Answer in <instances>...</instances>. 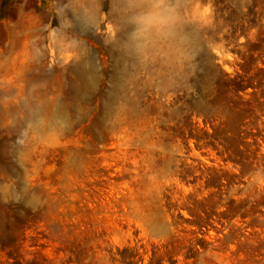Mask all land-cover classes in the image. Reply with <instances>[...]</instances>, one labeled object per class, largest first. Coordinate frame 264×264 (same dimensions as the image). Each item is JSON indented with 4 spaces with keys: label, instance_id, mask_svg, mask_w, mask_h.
Listing matches in <instances>:
<instances>
[{
    "label": "rangeland",
    "instance_id": "rangeland-1",
    "mask_svg": "<svg viewBox=\"0 0 264 264\" xmlns=\"http://www.w3.org/2000/svg\"><path fill=\"white\" fill-rule=\"evenodd\" d=\"M178 10L145 59L122 0H0V264H264V0Z\"/></svg>",
    "mask_w": 264,
    "mask_h": 264
},
{
    "label": "clouds",
    "instance_id": "clouds-1",
    "mask_svg": "<svg viewBox=\"0 0 264 264\" xmlns=\"http://www.w3.org/2000/svg\"><path fill=\"white\" fill-rule=\"evenodd\" d=\"M126 16V44L138 57L147 58L159 44L181 54L177 41L178 0H122ZM176 42V43H173Z\"/></svg>",
    "mask_w": 264,
    "mask_h": 264
},
{
    "label": "trees",
    "instance_id": "trees-1",
    "mask_svg": "<svg viewBox=\"0 0 264 264\" xmlns=\"http://www.w3.org/2000/svg\"><path fill=\"white\" fill-rule=\"evenodd\" d=\"M253 82L254 79L252 78L245 79L240 76H235L234 78L227 80L224 84L231 93L230 101L228 104L229 110L234 111L238 116V127H236V131L231 136V138H229V142L234 140L236 142V145H232V143H230V145H228L226 149V152L230 151L233 155H243L246 152V150L243 151L240 149V147L248 146V144H245L244 142L245 139H247L248 137L252 138V145H256V139L260 136V132L256 127L252 128L253 130H256L255 134L245 133L244 136H242L244 132L239 131V128L244 126V121L252 114L251 100H243V97L241 95H244L248 89H252L253 91L257 88L260 89L262 84H264V81H260L258 82V85L254 86ZM262 92L264 93V90H262ZM255 95L256 94L252 93L250 96L251 98H254Z\"/></svg>",
    "mask_w": 264,
    "mask_h": 264
}]
</instances>
